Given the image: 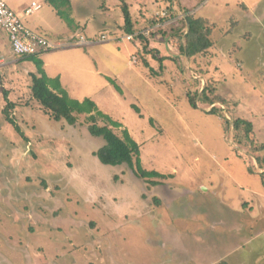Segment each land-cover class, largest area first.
I'll list each match as a JSON object with an SVG mask.
<instances>
[{
	"label": "rangeland",
	"instance_id": "obj_1",
	"mask_svg": "<svg viewBox=\"0 0 264 264\" xmlns=\"http://www.w3.org/2000/svg\"><path fill=\"white\" fill-rule=\"evenodd\" d=\"M5 1L14 11L39 3L30 20L75 37L109 38L50 52L46 70L60 69L69 95L120 122L141 146L142 167L168 177L151 189L126 165H103L94 153L104 141L86 116L77 126L47 117L31 100L28 72L2 67L0 46V264H221L230 254L264 264V151L239 146L233 127L251 121L264 144V0H71L61 16L48 0ZM188 17L212 42L191 59L181 53ZM208 86L225 103L194 109L189 92ZM5 90L24 103L11 114L19 130L4 116Z\"/></svg>",
	"mask_w": 264,
	"mask_h": 264
},
{
	"label": "trees",
	"instance_id": "obj_2",
	"mask_svg": "<svg viewBox=\"0 0 264 264\" xmlns=\"http://www.w3.org/2000/svg\"><path fill=\"white\" fill-rule=\"evenodd\" d=\"M48 2L61 16L63 14L61 9L65 7L68 8L71 0H48ZM123 12L124 25L122 26V29L128 35L134 34L136 29L127 4L123 6ZM186 24L188 33L185 36L186 46L183 44L181 45L182 55L188 59H191L193 56L198 54H206L212 47V42L210 40L211 31L205 27V24L202 22V20L197 18H186ZM181 29L182 27L177 29L176 37L181 36L178 35ZM136 40H140L145 44L147 43L144 47L143 54H140L139 51L137 52L139 58L142 57V60H145V55L150 53L148 49L146 50V48H148L147 45L149 44V40L142 35L136 37ZM153 58L161 62V69L164 70V65H162V59L164 58L158 59L157 56ZM23 59L34 62L37 66V73L31 72L28 76L32 82L30 87L31 100L34 101L38 105L39 109L42 110V112L50 119L55 121H66L71 126H77L80 116L85 115L89 133L92 136L100 138L104 141L103 145L94 153L103 165H126L139 178L145 181V183H147L148 187L151 189L161 185V181L159 180L166 179L168 177L153 170H146L142 167L140 159V144L133 139L127 129L122 128L123 125L120 122L114 120L106 113L101 112L92 99L87 98L83 101H80L72 98L67 90L63 88L59 77L50 78L46 74L45 70L43 69V61L39 58V56H30ZM144 64L149 67L147 62ZM151 71H153L152 73L156 75L159 74L152 68ZM215 92L216 89L213 86L206 87L202 92H189L188 98L190 105L194 109H197L198 102L208 105H214L218 101L225 103L223 99H220L215 95ZM5 95L7 105L3 111L4 116L9 123L13 124L19 130V126L16 125V122L11 117V114L18 106L23 107L24 103H22V101H18L17 106V104L13 101H8L9 97L7 96H9V92L6 90ZM136 110L140 112L138 108H136ZM219 112L220 109L213 107L210 113L218 114ZM230 127L231 123L226 120V128L229 129ZM233 127L235 142L239 146L249 148L250 150H254L257 153L264 151V144H258L255 142V130L251 121L243 118H237L233 121ZM115 129H122V135H119ZM257 159L259 160L261 166L264 167V157L259 156ZM249 171L250 174H254L252 169H249ZM221 264H227V262H222Z\"/></svg>",
	"mask_w": 264,
	"mask_h": 264
},
{
	"label": "built area",
	"instance_id": "obj_3",
	"mask_svg": "<svg viewBox=\"0 0 264 264\" xmlns=\"http://www.w3.org/2000/svg\"><path fill=\"white\" fill-rule=\"evenodd\" d=\"M41 7L37 2H33L24 12L26 15L31 16L39 11ZM2 33L7 35L12 51L18 57L40 56L61 48L87 47L96 43L109 41L106 35H102L99 39L95 40L86 39L81 36L67 42L52 41L27 27L21 16L5 0H0V39L2 38ZM123 38L131 41L134 39V35H127ZM123 38H121V41H124ZM3 63V58H0V64L2 65Z\"/></svg>",
	"mask_w": 264,
	"mask_h": 264
},
{
	"label": "crops",
	"instance_id": "obj_4",
	"mask_svg": "<svg viewBox=\"0 0 264 264\" xmlns=\"http://www.w3.org/2000/svg\"><path fill=\"white\" fill-rule=\"evenodd\" d=\"M33 3V2H32ZM39 4V3H38ZM50 4V3H49ZM30 6V5H29ZM50 6L52 7V9H53V11L57 14V15H59L58 14V12H57V10L50 4ZM25 9L26 8H24V10H22V11H15V12H17V13H19V15L21 16V18H22V20H23V22L25 23V25L27 26V27H29L31 30H33V31H35V32H37V33H39V34H41V35H43V36H45V37H47L48 39H50V40H52V41H56V42H67V41H70V40H72L73 38H77V36L75 37V34L74 33H72V31L70 30V29H65V30H61V29H55V27H53L50 23H48L47 24V22H42V21H36V22H33L32 20H30L29 19V15H26L25 14ZM41 10V9H40ZM39 10V11H40ZM39 11H37V12H39ZM36 12V13H37ZM35 14V13H34ZM33 14V15H34ZM32 16V15H31ZM50 32H53V33H55V35H54V39L52 38V37H50ZM3 34V33H2ZM0 41L2 42V44L0 45L1 47H4L5 48V50H6V54L8 55V58H9V61H7V63L5 64V65H3L2 67H4V66H6V65H8V64H11L12 63V65H10V66H6V68H10V71L11 72H14V71H18L19 69H24V70H26L27 72H28V75L26 74V73H22L23 75H27V76H29V74L31 73V72H34V71H32L33 69H32V67L30 68V62L31 61H27L26 59H23V58H25V57H18V56H16L14 53H13V51H12V49H11V46H10V43H9V39H8V37H7V35L6 34H3L2 35V38L0 39ZM52 52V51H51ZM50 52H47V53H45V54H42V55H40L39 56V58L43 61V69L45 70V72H46V74L50 77V78H55V77H59L60 78V80H61V83H62V86H63V88L65 89V87H64V83H63V78H62V73L60 72V69H58V71L55 73V75L54 76H50L49 75V73H48V71L46 70V67L47 66H49L51 63H49V62H51V60L48 62V65L46 64V58L47 57H45V56H50V54H49ZM6 54H4V53H2V52H0V58H4V56L6 55ZM4 55V56H3ZM56 56H57V59L59 58V57H63V56H65V54H61V53H59V52H57V54H55ZM4 61H5V58H4ZM19 63H23V68L22 67H18V66H15V64H19ZM1 65V64H0ZM54 65H52V66H50V67H53ZM56 70V68L54 69V71ZM66 90V89H65ZM232 255V256H231ZM230 256H231V261L230 260H226V262L227 263H229V264H245V263H247V262H245L246 261V259L245 260H243L242 258H239V257H237V256H235V254H230V255H228V257L230 258Z\"/></svg>",
	"mask_w": 264,
	"mask_h": 264
}]
</instances>
